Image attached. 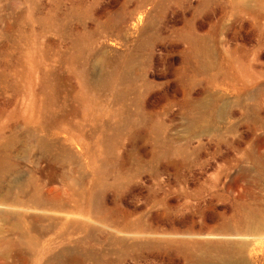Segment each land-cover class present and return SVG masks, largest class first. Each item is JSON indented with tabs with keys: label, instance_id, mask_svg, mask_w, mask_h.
<instances>
[{
	"label": "rangeland",
	"instance_id": "rangeland-1",
	"mask_svg": "<svg viewBox=\"0 0 264 264\" xmlns=\"http://www.w3.org/2000/svg\"><path fill=\"white\" fill-rule=\"evenodd\" d=\"M0 264H264V0H0Z\"/></svg>",
	"mask_w": 264,
	"mask_h": 264
},
{
	"label": "bare ground",
	"instance_id": "bare-ground-1",
	"mask_svg": "<svg viewBox=\"0 0 264 264\" xmlns=\"http://www.w3.org/2000/svg\"><path fill=\"white\" fill-rule=\"evenodd\" d=\"M138 19H139V16H138Z\"/></svg>",
	"mask_w": 264,
	"mask_h": 264
}]
</instances>
